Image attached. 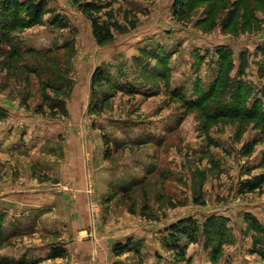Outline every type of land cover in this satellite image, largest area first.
<instances>
[{
  "label": "rangeland",
  "instance_id": "1",
  "mask_svg": "<svg viewBox=\"0 0 264 264\" xmlns=\"http://www.w3.org/2000/svg\"><path fill=\"white\" fill-rule=\"evenodd\" d=\"M45 1L39 22L0 35V262L264 264L246 219L264 230V0H186L177 15L176 0ZM92 19L123 29L99 44ZM219 52L243 104L188 106ZM213 216L223 239L171 248L173 225Z\"/></svg>",
  "mask_w": 264,
  "mask_h": 264
},
{
  "label": "trees",
  "instance_id": "2",
  "mask_svg": "<svg viewBox=\"0 0 264 264\" xmlns=\"http://www.w3.org/2000/svg\"><path fill=\"white\" fill-rule=\"evenodd\" d=\"M75 4L79 5L82 4L85 0H72ZM84 9L83 11L86 13L89 10L97 9L100 11L102 8L86 3L84 6H82ZM187 10V2L186 0H176L175 2V13L182 14ZM48 13V8L45 0H0V35L2 36H8L10 33L14 31L16 28L15 25L19 23L20 20H18V16H21V26L29 23V22H39L42 17ZM12 15H16L17 18L11 19L10 17ZM93 23V32L94 35L98 41L99 44H104L110 41H113L115 37V31H121L123 28L118 22H112V23H106V24H100L98 20L92 19ZM20 27V26H19ZM2 29V30H1ZM4 30V32H3ZM6 30V33H5ZM4 34V35H3ZM1 36V37H2ZM17 54H21V50L17 49ZM259 51L264 53V47H260ZM24 53V52H23ZM220 53V52H219ZM145 54H149V52H145ZM249 64L247 54H242V65H241V71H243L244 67ZM219 65V73L217 76V79L209 89V91H201L199 88L198 90V98L196 100H187L184 98L185 104L188 106H196L202 104L206 100H212L213 104L221 105L222 102L227 99L228 96L232 94V97L234 99V103L236 105V102L239 101V103L243 104L244 102V94H243V88L242 85L235 86V82L232 79V72L236 68V64L234 60L230 59L228 54H225L223 52L220 53V57L218 60ZM100 71H98L99 73ZM97 73V74H98ZM166 70L164 71V74H166ZM99 80L104 78V74H101L99 76ZM234 90H237L236 93H234ZM180 95V94H179ZM221 109V108H220ZM232 109L235 111L234 107ZM241 111V109H238ZM255 109L253 110H246L244 113L253 115L255 114ZM105 145L109 146L110 140L108 138H105ZM252 184V183H251ZM251 184L249 185L251 187ZM126 191V190H124ZM246 219L250 221V225L252 226V229L256 232L261 233L263 230L261 222L254 217L251 214L246 215ZM227 221L224 217H217L213 216L207 219L201 227H199V224L192 220H182L179 221L177 224L173 225L169 230V236L167 237L168 243H170V246L172 249H175L178 253V251L182 248L181 245V239L182 238H190L195 239L196 235L203 231L204 236L206 239H208V244H211V240L218 238L221 236L223 239L224 235L228 234L229 230L227 229L226 225L224 224ZM223 241H220V244L217 248H215V251L213 252L212 260L214 263H218V261L221 259L222 255V244ZM121 249L119 252H117L118 256H121L126 251V248H123L122 246H119ZM65 253L64 250L58 249L54 250L53 257H62ZM179 256L185 257L184 249L181 250L178 253ZM0 264H14V263H8V262H0ZM17 264H27V262H19Z\"/></svg>",
  "mask_w": 264,
  "mask_h": 264
}]
</instances>
